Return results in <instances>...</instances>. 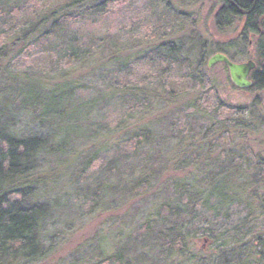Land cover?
<instances>
[{"label": "rangeland", "instance_id": "rangeland-1", "mask_svg": "<svg viewBox=\"0 0 264 264\" xmlns=\"http://www.w3.org/2000/svg\"><path fill=\"white\" fill-rule=\"evenodd\" d=\"M109 2L103 11L70 17L55 37L1 63L0 89L11 92L0 94L1 123L24 134L37 129L58 132L61 126L80 131L68 148L69 169L62 171L63 158L46 159V167L55 168L49 177L56 182L47 193L57 208L46 231L50 253L27 264H115L103 259L101 244L110 255L119 246L122 231L129 230L137 243L145 239L137 225L138 210L152 204L143 200L145 195L124 200L114 194L113 205L102 209L95 192L106 178L117 181L130 174L112 164L131 157L124 141L128 132L152 130L171 139L162 181L166 175L179 174L174 168L180 157L187 179L194 166L241 164L239 175L251 182L246 197L264 198V171L258 167L264 162V90L237 89L224 66L207 67L219 46L239 39V26L221 32L215 28L216 0ZM64 3L30 0L13 17L0 18V39L19 19ZM227 55L236 63L256 60L247 42L230 46ZM27 81H38L46 89L73 82L66 106L80 115L45 118L41 129L39 108L19 104V89ZM157 159L149 169L163 166L162 158ZM237 230L250 244L257 239L264 244V208L259 211L237 202L223 210L212 202L198 205L189 224L191 237L238 240ZM206 244L201 240L197 247L204 249ZM253 251L264 264V249Z\"/></svg>", "mask_w": 264, "mask_h": 264}, {"label": "trees", "instance_id": "trees-1", "mask_svg": "<svg viewBox=\"0 0 264 264\" xmlns=\"http://www.w3.org/2000/svg\"><path fill=\"white\" fill-rule=\"evenodd\" d=\"M29 1L0 0V18L13 17ZM216 1L215 28L221 32L239 26V39L219 46L217 53H223L233 61L227 55V48L237 42L251 43L257 67L251 73L252 84L248 89L264 90V0ZM108 3L109 0H65L62 6H50L19 19L10 26L7 31L9 34H4L0 39V79L4 68L1 63H10L25 49L55 37L70 17L89 11H103ZM172 53L170 49L169 54ZM74 88L73 82L55 84L46 89L38 81H27L19 89V104L25 108H39L41 120L38 125L42 129V120L45 118L62 120L69 115L75 119L80 115L66 106ZM9 91L3 87L0 94L10 95ZM4 125L0 122V264H27L42 260L50 253L46 242L51 241V238H48L46 231L48 221L57 208L47 193L55 187L56 182L51 180L54 176L49 177L55 168L46 167V159L50 156L63 158L62 171L69 169L72 160L66 157L70 151L68 148L74 146L72 137L80 131L61 126L58 132L44 133L37 129L24 134ZM124 141L129 146L131 157L112 164L119 170H129L130 174L120 175L117 181L106 178L95 190L100 194L99 205L102 209L113 205L111 199L114 194L121 195L125 200L137 193L145 195L143 200L147 199L152 204L148 210H138L137 225L146 236L145 239L137 243L130 238L129 230L120 232L119 246L112 254H105L102 244L99 246L106 262L259 264L260 255L253 250L264 249L262 240L257 239L252 245L250 240H244L243 234H239L240 230L235 232L238 240L235 237L221 239L213 235L205 238L189 235V224L198 205L207 207L214 202L217 208L228 210L234 203L243 202L247 208L262 211L264 198H254V194L249 199L246 197L251 182L244 181L239 175L241 164L211 166L205 163L200 166L201 170L194 166V171L187 179L183 173V157H180V162L174 168L179 174L174 177L166 175L162 181L160 173L170 159L166 157V148L169 147L167 141L171 139L160 135V132L143 130L126 133ZM94 157L84 166L89 167ZM159 157L162 158L163 166L149 169L150 162L159 160ZM258 167L264 171V162L259 163ZM164 195L166 198H163ZM256 202L260 206L255 207ZM201 240L207 242L204 249L197 247Z\"/></svg>", "mask_w": 264, "mask_h": 264}, {"label": "water", "instance_id": "water-1", "mask_svg": "<svg viewBox=\"0 0 264 264\" xmlns=\"http://www.w3.org/2000/svg\"><path fill=\"white\" fill-rule=\"evenodd\" d=\"M217 64H223L226 66L229 79L232 85L237 89H247L251 86L252 82L249 80V75L255 69V63L252 60L243 63H234L225 55L215 53L209 57L207 67L211 68Z\"/></svg>", "mask_w": 264, "mask_h": 264}, {"label": "flooded vegetation", "instance_id": "flooded-vegetation-1", "mask_svg": "<svg viewBox=\"0 0 264 264\" xmlns=\"http://www.w3.org/2000/svg\"><path fill=\"white\" fill-rule=\"evenodd\" d=\"M221 54H223V53H221ZM223 55H225V54H223ZM225 56H226V55H225ZM226 57H227V56H226ZM228 59H229V58H228ZM248 60H250V59H248ZM248 60H246V61H248ZM230 61H231V60H230ZM246 61H245V62H246ZM252 61H253V60H252ZM232 62H234V61H232ZM253 62L255 63V61H253ZM234 63H236V62H234ZM218 65H222V66H224V67L226 68V66L223 65V64H218ZM256 67H257V65H256V63H255V69H256ZM255 69H254V70H255ZM226 70H227V68H226ZM254 70H253V71H254ZM253 71H252V72H253ZM227 72H228V71H227ZM252 72H251V73H252ZM251 73H250V75H249V80H250V81H251Z\"/></svg>", "mask_w": 264, "mask_h": 264}]
</instances>
